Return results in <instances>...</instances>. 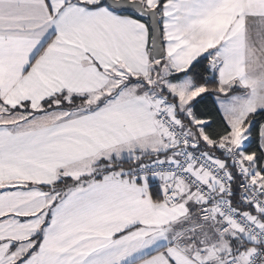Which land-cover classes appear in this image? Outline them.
Listing matches in <instances>:
<instances>
[{"label":"snow or ice","instance_id":"snow-or-ice-1","mask_svg":"<svg viewBox=\"0 0 264 264\" xmlns=\"http://www.w3.org/2000/svg\"><path fill=\"white\" fill-rule=\"evenodd\" d=\"M0 264H264V0H0Z\"/></svg>","mask_w":264,"mask_h":264}]
</instances>
